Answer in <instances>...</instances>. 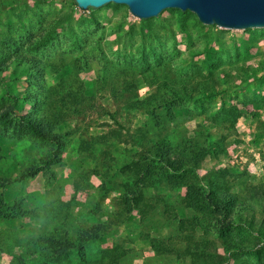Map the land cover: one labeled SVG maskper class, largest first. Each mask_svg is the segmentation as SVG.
I'll return each mask as SVG.
<instances>
[{"label":"rangeland","instance_id":"374dc122","mask_svg":"<svg viewBox=\"0 0 264 264\" xmlns=\"http://www.w3.org/2000/svg\"><path fill=\"white\" fill-rule=\"evenodd\" d=\"M191 85L213 93H180ZM176 151L205 154L186 167L201 188L246 198L264 187V28L177 8L139 19L113 2L0 0V264H264V235L249 227L264 208L223 227L190 212L157 154ZM135 164L157 170L150 186H136ZM100 222L99 239L46 256L57 233L75 243ZM189 236L212 244L188 254Z\"/></svg>","mask_w":264,"mask_h":264},{"label":"trees","instance_id":"16d2710c","mask_svg":"<svg viewBox=\"0 0 264 264\" xmlns=\"http://www.w3.org/2000/svg\"><path fill=\"white\" fill-rule=\"evenodd\" d=\"M71 1L76 4L74 0ZM91 8L93 7L88 9ZM167 87L169 91H172L177 95L179 94L178 90L175 88V83L167 85ZM212 87L213 86L208 85L183 86V88L180 90V93H183L184 95L202 93L203 95L208 96L213 93L211 90ZM25 122L28 124L30 132L33 135L42 139H52V134L50 133V128L48 126L42 125L39 121L32 117L25 118ZM158 151H160V149ZM157 154H159L165 162L161 169L164 171L163 176L167 177L166 182L169 184V186L185 187L184 208L190 212H203L205 215H209L212 220L219 223L223 227L235 224L237 222H242L245 214H248L249 212L252 214L248 219H252V216L258 209L257 207H260L261 209L264 208V187L261 185L248 187L246 198L239 196L237 193L230 192L227 185L224 184L222 191H219L216 186H211L214 188H201L198 186L196 177L188 176L186 174V167L189 166V162L192 160L195 164L201 162L205 156L203 152H192V156H185L180 151L173 152L171 155L166 153ZM34 169L35 168L32 167L27 171L34 172ZM133 170L137 175H141L143 173V175H141V177L135 181L136 186L143 187L150 186V177L157 173L155 168H150L148 165L135 164L133 166ZM25 173L26 171H22L20 174L24 175ZM249 222L250 229L255 230L258 235H264V221L260 223L259 228H255L256 219H254V221L249 220ZM107 229L108 226L104 222L85 227L78 231L75 243L68 240L66 232L57 233L58 237L63 239V242H58L57 239H50V243L45 254L49 258H57L68 253V251H70V249L73 247L82 248L87 242L99 239L101 234ZM188 239L192 240V237L189 236ZM192 241V243H187V248L183 250L184 252H187L188 254H191V251H193L192 253H197L198 251L204 252L205 249H208V247L212 244L211 241L205 239ZM226 243L229 247L238 249V244L236 241L228 240Z\"/></svg>","mask_w":264,"mask_h":264},{"label":"water","instance_id":"95a60500","mask_svg":"<svg viewBox=\"0 0 264 264\" xmlns=\"http://www.w3.org/2000/svg\"><path fill=\"white\" fill-rule=\"evenodd\" d=\"M83 10L113 2L124 4L139 19L158 15L166 8L192 12L199 22L225 29L264 28V0H74Z\"/></svg>","mask_w":264,"mask_h":264}]
</instances>
